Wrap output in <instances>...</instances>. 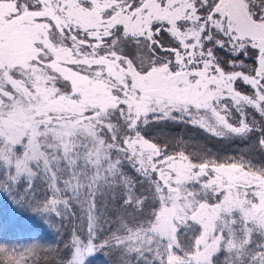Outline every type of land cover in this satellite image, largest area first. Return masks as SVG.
<instances>
[{
	"label": "snow or ice",
	"instance_id": "1",
	"mask_svg": "<svg viewBox=\"0 0 264 264\" xmlns=\"http://www.w3.org/2000/svg\"><path fill=\"white\" fill-rule=\"evenodd\" d=\"M0 197V264H264V0H0Z\"/></svg>",
	"mask_w": 264,
	"mask_h": 264
},
{
	"label": "rangeland",
	"instance_id": "2",
	"mask_svg": "<svg viewBox=\"0 0 264 264\" xmlns=\"http://www.w3.org/2000/svg\"><path fill=\"white\" fill-rule=\"evenodd\" d=\"M30 240L46 241L51 244L59 240L54 231L32 212L15 209L7 197H0V242L10 245H26ZM87 261V264H113L107 249Z\"/></svg>",
	"mask_w": 264,
	"mask_h": 264
},
{
	"label": "trees",
	"instance_id": "3",
	"mask_svg": "<svg viewBox=\"0 0 264 264\" xmlns=\"http://www.w3.org/2000/svg\"><path fill=\"white\" fill-rule=\"evenodd\" d=\"M172 135L184 137L189 144L196 148H207L214 155H219L222 158L225 156H231L238 153L241 150H246L239 140L220 139L211 136L203 130L193 129L191 127L181 126L179 128L173 127L171 131ZM94 253L92 257L97 255Z\"/></svg>",
	"mask_w": 264,
	"mask_h": 264
}]
</instances>
